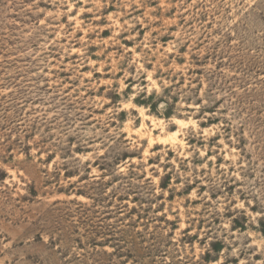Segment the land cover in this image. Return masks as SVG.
<instances>
[{
  "label": "rangeland",
  "instance_id": "374dc122",
  "mask_svg": "<svg viewBox=\"0 0 264 264\" xmlns=\"http://www.w3.org/2000/svg\"><path fill=\"white\" fill-rule=\"evenodd\" d=\"M0 264H264V0H0Z\"/></svg>",
  "mask_w": 264,
  "mask_h": 264
}]
</instances>
